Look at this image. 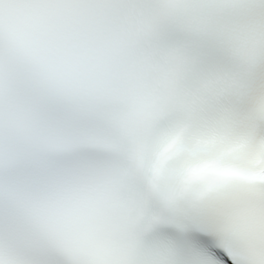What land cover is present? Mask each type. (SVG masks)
Returning <instances> with one entry per match:
<instances>
[{
    "label": "snow or ice",
    "instance_id": "snow-or-ice-1",
    "mask_svg": "<svg viewBox=\"0 0 264 264\" xmlns=\"http://www.w3.org/2000/svg\"><path fill=\"white\" fill-rule=\"evenodd\" d=\"M0 264H264V0H0Z\"/></svg>",
    "mask_w": 264,
    "mask_h": 264
}]
</instances>
